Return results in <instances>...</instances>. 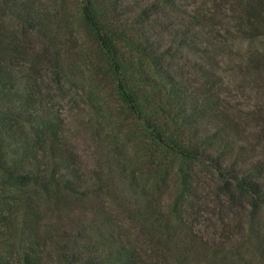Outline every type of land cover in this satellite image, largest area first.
<instances>
[{"label": "rangeland", "instance_id": "rangeland-1", "mask_svg": "<svg viewBox=\"0 0 264 264\" xmlns=\"http://www.w3.org/2000/svg\"><path fill=\"white\" fill-rule=\"evenodd\" d=\"M28 1L34 14L50 18L57 27V40L49 50L59 54L60 76L54 79L50 69L42 85L63 120L62 139L75 154L80 178L96 189L85 198L84 208L89 206L90 211L84 223L98 224L102 204L120 213L103 226L122 230L127 225L122 214L147 203L143 185L147 197L165 211L181 170L192 175L195 189L187 199L193 203L188 212L194 213L188 223L193 220L199 235L213 238L221 224L212 169L175 153L153 152L149 134L155 126L176 142L208 148L223 165L245 160V168L264 183V66L255 70L250 62L255 57L262 61L259 66L264 64V37L243 35L236 0H108L107 5L91 0L97 10H105L98 18L119 36L118 64L97 47L94 31L84 22L80 6L86 0ZM3 7L4 27L24 30L13 10ZM42 40L33 42L35 48H41ZM166 73L178 82L179 91L172 92ZM203 132L207 137L201 139ZM192 133L197 137L191 138ZM146 155L155 157L153 165L147 164ZM129 170L135 171L138 183L131 180ZM163 180V187L156 188ZM71 202L75 208L81 203ZM64 204L43 197L41 215L58 207L64 217ZM242 255L263 264L264 257L246 246Z\"/></svg>", "mask_w": 264, "mask_h": 264}, {"label": "trees", "instance_id": "trees-1", "mask_svg": "<svg viewBox=\"0 0 264 264\" xmlns=\"http://www.w3.org/2000/svg\"><path fill=\"white\" fill-rule=\"evenodd\" d=\"M28 3L0 0V9H12L24 29L9 31L0 17V264H258L242 253L246 246L247 251L259 252V257H264V183L259 175L245 168V160L223 165L219 157L209 154L208 148L176 142L171 134H162L155 126L149 134L150 144L155 146L153 152L175 153L189 162L207 163L212 169L220 231L209 240L196 232L193 220L188 223L194 213L189 214L193 203L187 199L195 195V189L189 180L192 175L181 170L165 211L147 197L143 185L142 195L147 203L122 214V221L127 222L122 230L103 226L111 216L118 219L120 213L108 211L102 204L98 224L84 223L90 211L89 206L84 208L85 198L96 189L80 178L73 160L75 154L62 139L63 120L51 106L52 96L46 94L42 85L50 69L54 79L60 76L59 54L49 50V45L57 40V27L50 18L34 14L32 4ZM103 3L109 2L102 0ZM235 3L242 11L243 35L264 37V0ZM80 11L95 33L97 47L113 64H118L115 39L119 36L98 18L104 8L99 11L91 0H86ZM40 38L42 46L37 49L33 42ZM250 62L255 63V70L264 66H259L262 61L255 57ZM22 69L25 74H18ZM121 74V79H125L120 67L118 75ZM166 78L172 92L180 90L169 73ZM261 120L264 125V118ZM195 135L192 133L191 138ZM201 137L206 138L207 132ZM146 157L147 164L153 165L155 157ZM130 172L131 180L138 183L135 171ZM164 183L165 180L156 188ZM64 196L71 201L80 200L79 208ZM43 197L56 205L66 202L64 217L59 215L58 207L41 215ZM227 213L233 217V223ZM41 227L45 228L43 232ZM190 258L197 260L192 262Z\"/></svg>", "mask_w": 264, "mask_h": 264}]
</instances>
